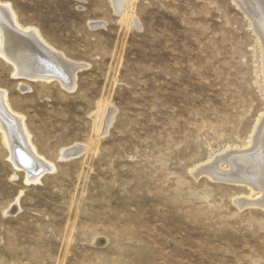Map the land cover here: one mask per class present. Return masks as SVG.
I'll return each mask as SVG.
<instances>
[{"label": "rangeland", "instance_id": "obj_1", "mask_svg": "<svg viewBox=\"0 0 264 264\" xmlns=\"http://www.w3.org/2000/svg\"><path fill=\"white\" fill-rule=\"evenodd\" d=\"M0 2L83 65L69 90L0 57V89L54 168L30 183L46 164L3 114L0 264H264V207L243 181L264 175L259 0Z\"/></svg>", "mask_w": 264, "mask_h": 264}, {"label": "bare ground", "instance_id": "obj_2", "mask_svg": "<svg viewBox=\"0 0 264 264\" xmlns=\"http://www.w3.org/2000/svg\"><path fill=\"white\" fill-rule=\"evenodd\" d=\"M122 1H124V0H122ZM259 2L261 3L260 5H261V8H262V13L259 14V15H261L260 18L258 20H256L257 21V25H256L255 28H257L256 30H257V33L259 34L258 36L260 37V35L263 34L261 29H262V27L264 25V23H263L264 22V0H259ZM114 3H115V1H114ZM245 6H246V4H245ZM123 15H124V13H123ZM249 18H251V17H249ZM133 26H135V25H133ZM252 26H255V24L254 25L252 24ZM261 42H262V49H261L262 52L260 54L261 55L260 58H261V64L263 65L262 73H263V76H264V40L261 41ZM0 57L4 61H6L7 63H9L10 65L13 66V68H14L13 76L14 77H20V78L26 77V79L33 80V81L34 80L35 81L36 80L51 81L53 79L54 80L55 79H59L62 82V84L69 90L75 89L77 73L83 67V65H78V64H75V63L67 60L64 57L63 54L57 52L53 47H51L43 39V37L40 34V32L37 29L33 28V26L32 27H24L20 23H18L17 17L15 15L11 5L10 4H5L3 2H0ZM20 87L22 89H27L26 85H20ZM105 109H106V107H105ZM108 110H105V111H108ZM102 112H104V111H102ZM3 114H4V116L7 115L9 118H11L14 121L15 128L17 129V133L19 132L20 137L23 139L24 143L23 142L22 143L25 144L26 148L35 156V158H38L36 160L42 161V162H44L46 164V169L44 168L43 170H41L40 173H38L36 176L32 177L29 180L30 183L31 182L39 183L41 177L46 172H51V170L54 169V168L52 167V164H47L45 161H43V159H41L40 157H37L35 149L32 146L31 141H30L31 137H30L28 131H26L27 130L26 127H25L26 125H24V117L21 116L20 114L16 113L11 108V105H9V102H8L7 92L2 90V89H0V120H1V117H3ZM113 114L114 113H112V115L110 116L109 120L107 121V124H106L107 126L104 127L105 130H103L104 133H102V134H106L107 133V131L109 129V126H110V124H111V122L113 120ZM103 115H104V113H103ZM107 117H109V115ZM96 118H98V116ZM105 118H106V115L102 119L105 121ZM261 121H262L261 123L263 124L264 123V116L261 118ZM102 124H103V121H102ZM260 127H261V125H260ZM5 128L6 127H4V125H2V123L0 122V130L2 132H4V133L1 132L4 135H5V132H6ZM100 128H101V126H100ZM257 128H258V126H257ZM98 129H99V127H98ZM101 129H103V128H101ZM255 131L256 132L254 133L253 137L251 138V140L249 142V146L245 150L246 152L250 153V151H253L256 148L257 144H258V134H260V133L258 132L259 130H255ZM101 132H102V130H101ZM83 150H84V147L81 146V145H76V146H73L71 148L65 149L62 152L61 160H69V159L75 158V157L79 156L83 152ZM239 153H241L240 149H239L238 154ZM233 154L237 155L236 150H230V149L227 150L226 149L225 152H223L222 155L216 157L213 162L214 163L215 162L219 163V162H222V161L223 162L224 161L231 162ZM246 164H248V163L244 162L241 165H246ZM207 165H208V163H207ZM204 166H206V165H204ZM203 168H205V167L202 166L200 170L202 171ZM219 168H221V167L219 166ZM25 169H26V167H25ZM246 170L247 169H245V171ZM30 171H31V169H30ZM197 171H198V169H197ZM245 171H244V173H245ZM229 173H231V172L229 171ZM243 181H246L252 187V188L250 187L252 189V192L258 191L259 192L258 194H260V197L257 200L255 199L254 201L252 199H251L252 201L247 199L246 203H244L245 201L244 202L241 201V202L244 203V204L250 205V206L252 205L254 207L255 206L264 207V175L263 174H260V175L259 174H255V175L254 174H251V175L249 174V175H246V177L243 178ZM240 182H242V181H240ZM240 199H239V201H240ZM244 199L246 200V198H244ZM17 206H18V204H17ZM12 210H13V208H12Z\"/></svg>", "mask_w": 264, "mask_h": 264}, {"label": "water", "instance_id": "obj_3", "mask_svg": "<svg viewBox=\"0 0 264 264\" xmlns=\"http://www.w3.org/2000/svg\"><path fill=\"white\" fill-rule=\"evenodd\" d=\"M23 78H26V77H23Z\"/></svg>", "mask_w": 264, "mask_h": 264}]
</instances>
